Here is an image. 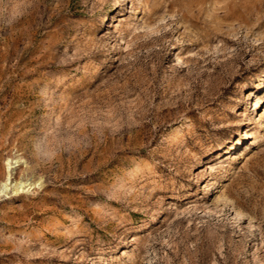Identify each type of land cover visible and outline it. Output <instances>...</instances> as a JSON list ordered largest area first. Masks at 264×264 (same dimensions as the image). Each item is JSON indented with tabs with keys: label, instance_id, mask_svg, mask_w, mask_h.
Listing matches in <instances>:
<instances>
[{
	"label": "rangeland",
	"instance_id": "374dc122",
	"mask_svg": "<svg viewBox=\"0 0 264 264\" xmlns=\"http://www.w3.org/2000/svg\"><path fill=\"white\" fill-rule=\"evenodd\" d=\"M261 119L264 0H0V264H264Z\"/></svg>",
	"mask_w": 264,
	"mask_h": 264
},
{
	"label": "bare ground",
	"instance_id": "6f19581e",
	"mask_svg": "<svg viewBox=\"0 0 264 264\" xmlns=\"http://www.w3.org/2000/svg\"><path fill=\"white\" fill-rule=\"evenodd\" d=\"M122 20V19H121ZM124 20V19H123ZM260 105H261V98L258 96L257 97V99L255 100V110L258 108V107H260ZM253 115V114H252ZM258 116H259V114L257 113V115H253V116H251V120H256L257 118H258ZM262 121H260L259 122V125H260V127H259V129H261L262 127H264V119H261ZM253 123V122H252ZM251 132V131H250ZM252 135V134H251ZM253 136V135H252ZM253 145V144H252ZM209 157V156H208ZM19 161H20V159H16L15 161H14V163L15 164H17V163H19ZM8 169L10 170L11 169V164H12V161L11 160H9L8 161ZM17 166V165H16ZM11 171V170H10ZM215 182V181H214ZM11 183H12V180H11V175L9 174V176L7 177V179L2 183V186H1V190H2V192H5V193H7L8 192V190H9V185H11ZM32 184L33 183H26V182H23L22 180H19V181H17V182H15L14 183V185H13V187H11V188H13V190H15L16 192L17 191H20V190H23L25 187H27V186H32ZM10 188V189H11ZM100 257V256H99Z\"/></svg>",
	"mask_w": 264,
	"mask_h": 264
}]
</instances>
